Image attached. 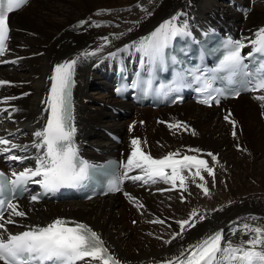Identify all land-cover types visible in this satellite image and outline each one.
Returning a JSON list of instances; mask_svg holds the SVG:
<instances>
[{
  "label": "bare ground",
  "instance_id": "bare-ground-1",
  "mask_svg": "<svg viewBox=\"0 0 264 264\" xmlns=\"http://www.w3.org/2000/svg\"><path fill=\"white\" fill-rule=\"evenodd\" d=\"M134 1L140 2L130 0L128 5ZM110 2L28 0L21 9L9 14L7 49L0 58L8 63H0V80L10 83L0 86V101L6 97L17 99L0 103V108L8 109L0 112V136L17 144L31 145L36 139L33 133L43 127L47 116L42 101L49 94V77L54 66L78 58L73 87V123L76 129L74 143L79 155L93 162L118 156L124 164L133 138H139L143 150L157 159L177 150L181 156L199 155L208 160L209 166H214L215 186L212 177L202 173L212 193L203 197L202 190L192 183V177L184 170L182 174L189 179L183 202L180 199L183 190L173 189L170 183L162 186V189H171L164 192H169L168 196L156 192L151 196L142 191L144 186L139 185V181L126 180L117 195L89 201L44 199L31 203L25 198L17 200L20 210L27 215L14 217L17 223L7 225V228L15 233L25 230V225L43 226L56 218L82 222L99 233L111 253L125 264H156L221 228L226 238L234 242L248 239L242 232L231 235L230 228L233 221L237 225L264 224V197L254 195L264 193V117L261 116L264 109L261 102L254 99L257 95H264V91L239 95L218 107L196 106L186 100L181 105L155 111L116 99L110 77L120 63L129 65L141 55L131 47L127 51L117 50L148 36L160 23L173 16L172 12L180 5L186 10L183 8L177 12L185 13L181 21H187L190 31L199 33L205 29L206 23L221 27L247 42L255 38L260 27H264V0H149L143 6L146 11L135 9L133 14L132 11L110 14ZM224 2H242L248 12L246 19L243 21L233 7L223 5ZM165 3L170 6L165 8ZM105 9L110 11H101ZM226 17H233L235 22L225 20ZM81 20L87 23L80 25ZM104 37L110 43H105ZM110 53L116 55L110 56ZM92 81L98 89L96 96L88 94ZM13 108L17 110L12 111ZM119 111H124L125 116ZM228 112L238 122L236 137L232 135V126L224 120ZM176 121L189 125L195 134L191 130L170 129L168 124ZM109 132L123 135L119 145L108 137ZM189 149L201 151L196 153ZM208 152L217 156L218 163L206 155ZM36 154V149L31 147L26 152L14 149L2 154L0 169L11 173L32 167ZM7 155L27 156L28 159L14 161L7 159ZM196 181L200 183L198 177ZM123 192L135 197L144 208L138 210L135 203L125 195L121 196ZM219 208L223 210L213 211ZM193 209L206 212V218L184 232L182 237L170 244L164 243L171 239L173 232L179 231L175 221L188 218ZM250 216L259 219L251 221ZM157 218L164 223L149 222Z\"/></svg>",
  "mask_w": 264,
  "mask_h": 264
},
{
  "label": "snow or ice",
  "instance_id": "snow-or-ice-1",
  "mask_svg": "<svg viewBox=\"0 0 264 264\" xmlns=\"http://www.w3.org/2000/svg\"><path fill=\"white\" fill-rule=\"evenodd\" d=\"M27 2L28 0H0V55H3L7 49L10 32L9 14L21 9ZM137 7L146 11L142 5L138 4ZM184 15L183 12H177L160 23L148 36L140 38L138 42L134 41L132 45H125L123 49L117 51L134 48L141 54L142 65L145 63L149 66L159 64L163 68L165 64L164 50L171 46V42L176 37L191 35L187 21H181V17ZM86 23L87 21L84 20L79 21L80 25ZM103 39L105 43H110L107 37ZM248 46L252 47V51L245 56L243 49ZM221 47L223 49L221 58L213 72L226 73L228 78L237 75L248 77L247 83L250 84L252 91H264V63L260 64L255 74L248 73L247 65L244 63L245 59L255 55L264 57V27H260L256 31L254 39L245 42L244 38L235 40L228 38ZM109 55L115 56L116 53ZM171 59L174 63H178L174 57ZM77 60L78 58H73L54 66L53 73L49 77L51 82L49 94L42 101L47 116L43 127L33 133L36 139L32 141L31 145L17 144L0 136V155L11 153L14 149L26 152L29 147L37 151L34 157V166L24 167L20 171L13 170L10 174L0 171V264H81V262L84 264H92V262H96V264H125L111 253L99 233L82 222L56 218L43 226L25 225V230L15 233L7 228V225L17 223L14 217L27 215L23 210H20L16 201L21 194L28 192L30 184L39 185L45 194L55 193L61 188L76 187L88 177L89 166L87 162L79 158L74 143L76 129L73 123L72 88L75 83ZM0 63H8V61H0ZM200 71V69L189 70L188 74L195 82L203 83L208 78L199 75ZM177 77L178 83L184 79L181 73H177ZM9 83L7 80H0V86ZM198 91L204 96L199 102L206 105H211L213 101L219 103V95H223L219 90L211 89L210 82L203 83ZM212 91L218 92V95L213 96ZM24 95H28V93H24ZM233 95L239 96L240 92L235 91ZM15 99L17 97H6L0 103H7L9 100ZM254 99L260 101V106L264 109V95H257ZM16 110L12 109V111ZM7 111V108H0V112ZM10 116L11 113H9ZM261 116L264 117V111H261ZM224 120L232 126V135L236 137L238 122L232 118L231 112L224 116ZM168 127L177 131L191 130L189 125L182 121L169 123ZM191 131L195 134L194 130ZM130 143L132 147L123 164V171L113 177L108 187L109 192H120L122 190L120 186L125 180L142 181L143 184H155L163 181L170 183L173 189L178 187L183 190L180 194V199L183 202L184 192L187 191L186 181L191 176L192 183L202 190L204 196L211 195L207 187V180L202 174L207 173L212 177V183L215 186L214 166H209L208 160L199 155L184 154L181 156L179 150L168 152L157 159L143 150L139 138H133ZM239 147L237 145V148ZM189 151L200 153L201 150L189 149ZM206 155L211 157L213 162L218 163L216 155L211 152ZM6 158L14 161L28 159L27 156L20 155H7ZM193 169L195 171H192ZM136 170H139L138 174L129 175ZM184 170L188 171L189 176L182 174ZM197 177L200 183H197ZM177 181H179L178 185ZM168 190L171 189H159V191ZM124 195L136 204L138 210L144 207L131 194L125 192ZM40 198L41 194L39 193L30 196L32 202H37ZM222 210L223 208L213 209V211ZM205 218L204 213L193 209L188 218L175 221L179 226V231L173 232L171 239L164 243L170 244L172 240L182 237L184 232L195 227L197 222L203 221ZM248 219L257 221L259 218L250 216ZM149 222L164 223L159 218ZM169 227L171 226L169 225ZM230 232L233 236L242 232L248 239L234 242L226 238L224 229L221 228L207 234L194 244L182 247L178 254L164 261L156 262V264H264V224L241 223L237 225V222L233 221ZM86 258L90 259L86 261Z\"/></svg>",
  "mask_w": 264,
  "mask_h": 264
},
{
  "label": "rangeland",
  "instance_id": "rangeland-1",
  "mask_svg": "<svg viewBox=\"0 0 264 264\" xmlns=\"http://www.w3.org/2000/svg\"><path fill=\"white\" fill-rule=\"evenodd\" d=\"M129 1L130 0H111V2L109 3L110 4V8H111V12H110V14L111 13H114V12H117V13H120V12H127V11H132V14L134 13V11H135V9H137V11H140V10H142V8L141 7H137L136 5H142V7L145 5V3H146V1H149V0H140V2L138 3V1H134V2H132L131 3V5H128V3H129ZM190 0H186V2H189ZM223 5H229V4H227V3H223ZM136 6V7H135ZM170 5L168 4V3H165V8L166 7H169ZM229 6H231V8L232 7H234V10L235 11H237V12H239L238 10L240 9V6L239 5H237V4H231V5H229ZM237 6V7H236ZM185 9V7L184 6H182V5H180L179 7H177V9L174 11V12H172V15L174 14H176V12L178 11V10H181V9ZM186 10V9H185ZM236 18H238V17H236ZM231 19V18H230ZM229 19V20H230ZM246 19V18H245ZM244 19V20H245ZM1 68V67H0ZM94 80V79H93ZM98 83H99V80H97V79H95ZM93 82V81H92ZM94 84H95V82H93V84H91L92 86H91V88L89 89V91H88V94L89 93H91L92 94V96H96L95 95V92H98V89L97 88H95L96 86H94ZM105 92V91H104ZM106 93V92H105ZM109 94V93H108ZM246 99V98H245ZM130 119V118H129ZM125 120V119H124ZM121 138H123V135L121 134ZM236 150H238V149H236ZM240 150V149H239ZM241 151V150H240ZM142 185V186H144L143 188H141L142 189V191L145 193V194H147V195H151L152 196V194L154 193V192H156V193H160L161 195H163V196H168V193L166 194V193H164L165 191H159V189H162V186L163 185H165V184H167V183H165V182H162V181H160V182H157V183H155V184H143L142 183V181H139V185ZM149 185V186H148ZM150 187V188H148V187ZM165 186H163V188H164ZM150 190H151V193H150ZM159 191V192H158ZM148 192V193H147ZM162 192V193H161ZM210 193H212V191H210ZM260 195V196H263L264 197V193H255L254 195ZM124 195V192H123V194H121V196H123ZM203 197H206V196H204V195H202ZM139 197H140V195H139ZM68 199H65V200H63V201H67ZM160 203V202H159ZM144 208V207H143ZM204 213H206V212H204ZM241 217L242 218H244L245 217V215H241ZM124 223V222H123Z\"/></svg>",
  "mask_w": 264,
  "mask_h": 264
}]
</instances>
